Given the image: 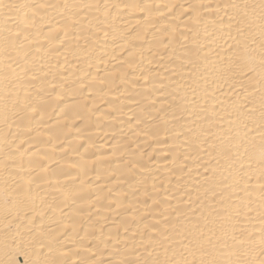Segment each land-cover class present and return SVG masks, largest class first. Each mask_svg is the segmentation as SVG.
Wrapping results in <instances>:
<instances>
[{"label": "bare ground", "instance_id": "bare-ground-1", "mask_svg": "<svg viewBox=\"0 0 264 264\" xmlns=\"http://www.w3.org/2000/svg\"><path fill=\"white\" fill-rule=\"evenodd\" d=\"M0 264H264V0H0Z\"/></svg>", "mask_w": 264, "mask_h": 264}]
</instances>
